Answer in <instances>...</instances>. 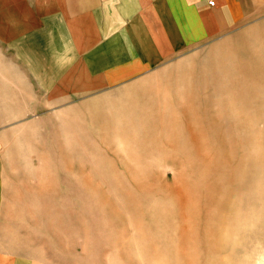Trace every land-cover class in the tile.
<instances>
[{
	"label": "rangeland",
	"instance_id": "374dc122",
	"mask_svg": "<svg viewBox=\"0 0 264 264\" xmlns=\"http://www.w3.org/2000/svg\"><path fill=\"white\" fill-rule=\"evenodd\" d=\"M0 51V264H264V17L127 91Z\"/></svg>",
	"mask_w": 264,
	"mask_h": 264
},
{
	"label": "crops",
	"instance_id": "0c3cea01",
	"mask_svg": "<svg viewBox=\"0 0 264 264\" xmlns=\"http://www.w3.org/2000/svg\"><path fill=\"white\" fill-rule=\"evenodd\" d=\"M263 17L264 0H20L2 9L0 43L4 54L61 67L51 73L71 76L74 94L127 91L134 80ZM5 182L0 170V228Z\"/></svg>",
	"mask_w": 264,
	"mask_h": 264
},
{
	"label": "built area",
	"instance_id": "2783aa9c",
	"mask_svg": "<svg viewBox=\"0 0 264 264\" xmlns=\"http://www.w3.org/2000/svg\"><path fill=\"white\" fill-rule=\"evenodd\" d=\"M210 5H211V6H214L215 4H214V2H211Z\"/></svg>",
	"mask_w": 264,
	"mask_h": 264
}]
</instances>
